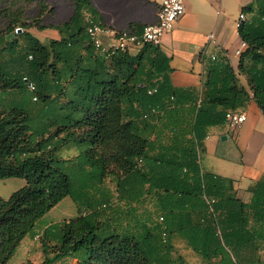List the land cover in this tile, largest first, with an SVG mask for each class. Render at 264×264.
I'll use <instances>...</instances> for the list:
<instances>
[{"label": "trees", "instance_id": "16d2710c", "mask_svg": "<svg viewBox=\"0 0 264 264\" xmlns=\"http://www.w3.org/2000/svg\"><path fill=\"white\" fill-rule=\"evenodd\" d=\"M85 12L95 15L90 0H75L69 20L47 25L60 33L48 45L24 22L8 26L15 38L2 48L13 54L0 60V177L25 182L0 196V264L67 195L77 213L43 231L51 254L41 264L66 256L77 264H187L171 253L174 235L207 261L264 264V179L244 201L230 178L199 160L206 126L225 122L228 110L252 97L264 114V0L237 27L247 43L238 71L252 95L226 58H212L196 93L159 76L167 66L158 45L106 56L87 33ZM25 94L34 107L18 102ZM62 148L77 151L68 157ZM151 210L164 220L150 219Z\"/></svg>", "mask_w": 264, "mask_h": 264}, {"label": "crops", "instance_id": "0c3cea01", "mask_svg": "<svg viewBox=\"0 0 264 264\" xmlns=\"http://www.w3.org/2000/svg\"><path fill=\"white\" fill-rule=\"evenodd\" d=\"M159 1L90 2L95 15L102 22L115 28L134 25L140 29L144 23L155 20ZM184 3L185 12L165 33L161 44L157 46L158 53L166 57L164 62L167 66L159 76L175 87L200 93L205 88L207 67L213 62L211 56L215 55L216 59L226 58L229 61L237 73L239 82L252 95L246 75L238 71L240 57L234 53V49L241 40L236 26L238 14L243 7H250L251 10H242L246 15L245 19L250 18L256 10V0H184ZM29 30L41 41L60 37L58 29L53 26H31ZM211 31L214 32V39L208 37ZM135 47L141 46H132L128 50ZM237 109L244 111L246 118L235 128H231L227 121L206 126L207 135L202 140L203 151L199 160L203 170L230 178L235 195L249 201L254 183L261 177L264 179V114L252 97ZM222 135L226 137L222 138ZM45 214L36 223L33 231L21 239L15 252L19 248L37 246V242L32 239L36 231L40 229L43 233L51 223L59 221L46 220ZM174 238L185 242L177 235L172 237ZM27 250L24 251L28 253ZM62 260L61 258L58 262Z\"/></svg>", "mask_w": 264, "mask_h": 264}, {"label": "rangeland", "instance_id": "374dc122", "mask_svg": "<svg viewBox=\"0 0 264 264\" xmlns=\"http://www.w3.org/2000/svg\"><path fill=\"white\" fill-rule=\"evenodd\" d=\"M91 1V0H90ZM75 0H0V60H7L13 53H9L7 50L2 48L7 41L15 38L11 30L8 29L9 25L26 24L24 27L35 26L38 24L46 25H57L62 21L69 20L74 12ZM45 28V27H44ZM15 31V29H14ZM49 39V38H48ZM48 39H45L43 43L49 44ZM20 49L19 53H23L26 48L23 47L25 40L21 35L18 38ZM141 48V47H140ZM139 49V47L132 48L128 50L130 53H134ZM55 58L51 54L48 58V63L55 64ZM14 65V64H13ZM56 65H60L56 62ZM23 97V96H22ZM21 105H25L28 108L34 107L35 102H30L28 100V94L25 97L19 99L18 101ZM75 148L65 149L62 148V154L64 156H71L76 153ZM202 149L199 152V159L201 158ZM25 179L19 176H9L0 177V196L7 197L9 194L23 185ZM149 207L148 209H150ZM141 211V210H140ZM152 215L150 219H154L156 211L151 210ZM77 213V208L70 195L63 197L57 204H55L48 213L45 214L44 219L51 220H62L64 218H69ZM42 230L38 229L34 236L32 237L37 243V246L31 248H23L27 250L26 253L23 249L19 248L15 254L12 256L7 264H41L45 258V255H50L51 252L47 254L43 251L42 247ZM19 245V244H18ZM16 250V249H15ZM173 256H181L183 261L187 264H217V260L213 259L210 261L204 260L196 251H194L186 242L178 239H173L172 247ZM58 262L54 260L50 264H74L77 262V258L66 257ZM9 260V259H8Z\"/></svg>", "mask_w": 264, "mask_h": 264}, {"label": "built area", "instance_id": "2783aa9c", "mask_svg": "<svg viewBox=\"0 0 264 264\" xmlns=\"http://www.w3.org/2000/svg\"><path fill=\"white\" fill-rule=\"evenodd\" d=\"M185 12L184 0H160L156 11V18L152 22L144 23L141 28L134 25H127L122 28H115L102 22L96 15L85 12L86 30L96 50L108 56L119 50H128L132 46H142L145 43L159 45L167 31H169L175 21ZM244 11H240L236 20V26L245 19ZM20 26L15 27V32L21 31ZM209 39H214V32L208 33ZM246 41L241 39L234 53L239 55L246 46ZM215 58V55L211 56ZM25 78V77H24ZM29 88H34L32 82H28ZM155 88H150L151 92ZM35 98V97H34ZM246 114L238 109L226 112V121L231 128L238 126L245 120ZM148 207L153 209L152 201L148 202ZM155 221L162 222L164 216L156 211ZM162 236H166V231L162 228Z\"/></svg>", "mask_w": 264, "mask_h": 264}, {"label": "water", "instance_id": "95a60500", "mask_svg": "<svg viewBox=\"0 0 264 264\" xmlns=\"http://www.w3.org/2000/svg\"><path fill=\"white\" fill-rule=\"evenodd\" d=\"M226 137V135H222V138H225Z\"/></svg>", "mask_w": 264, "mask_h": 264}]
</instances>
